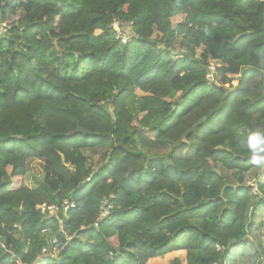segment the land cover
Returning a JSON list of instances; mask_svg holds the SVG:
<instances>
[{"label": "trees", "instance_id": "obj_1", "mask_svg": "<svg viewBox=\"0 0 264 264\" xmlns=\"http://www.w3.org/2000/svg\"><path fill=\"white\" fill-rule=\"evenodd\" d=\"M1 24L0 264L260 261L264 0H0Z\"/></svg>", "mask_w": 264, "mask_h": 264}, {"label": "rangeland", "instance_id": "obj_2", "mask_svg": "<svg viewBox=\"0 0 264 264\" xmlns=\"http://www.w3.org/2000/svg\"><path fill=\"white\" fill-rule=\"evenodd\" d=\"M100 31H96L95 35H99ZM154 38L159 39V36H157L156 34L154 35ZM182 40V35H177L176 36V41L174 43V51L178 52L181 50L180 48V42ZM191 45L188 46V49L190 48ZM185 52V51H184ZM200 52V50H199ZM213 66V70L216 69L219 64L217 62H212L211 64ZM213 70H210V72H213ZM215 72V70H214ZM231 73L234 75H230L232 79L236 78L235 76H238L239 74V70H232ZM214 75V74H213ZM213 81H210V83ZM214 82L220 84L222 83V78L217 76V78L214 80ZM237 85V81H233L231 83L232 87H235ZM229 85H227L226 87H228ZM101 159H99V157H95L94 158V164H96V162L100 161ZM47 171L45 168V164L44 161L42 160H38V159H33V160H29L27 162V173H26V178H25V185L28 188H38L41 184H43L44 182H48L50 181V179L47 177L46 175ZM260 181L264 182V169L261 172L260 175ZM52 182L55 183V180H52ZM54 185V184H53ZM256 223L260 224V229L258 231H255V233L251 234L250 239H251V246L255 249L256 248V244L257 242H260L262 247H264V208H262L259 213L257 214L255 220ZM50 243V240L48 241ZM252 250L251 248H247ZM248 252V250H247ZM178 257H176L177 255ZM249 254V252H248ZM180 260V264H185V258H184V252H173L170 253L164 257H159V258H154L151 259L147 264H172L174 260L176 259ZM232 261L229 259L227 261L228 264H260V261L257 259L254 263L251 262V260H249L247 257H232ZM243 258V259H242ZM239 260V262H238Z\"/></svg>", "mask_w": 264, "mask_h": 264}, {"label": "built area", "instance_id": "obj_3", "mask_svg": "<svg viewBox=\"0 0 264 264\" xmlns=\"http://www.w3.org/2000/svg\"><path fill=\"white\" fill-rule=\"evenodd\" d=\"M128 27V26H127ZM114 32H115V36L117 39H120L123 43H125L128 40V36L125 34L124 29H122L117 23H114L112 26ZM6 30V25L5 24H1L0 25V34H3ZM210 70H213V66H210ZM215 70V69H214ZM214 70L213 72H210V74L208 75L207 79L208 81H212L213 79V74H214ZM89 181V180H87ZM251 186H253V191H256V187L251 184ZM75 208V205L71 202H69L68 200H65L61 206L58 205H48V204H41L40 206H38V211L47 217H54L57 216L59 212H62L63 214H65L68 210ZM108 215V208H104L102 211V217H106ZM97 226V225H95ZM0 247L3 248L2 243L0 242ZM62 244L56 240L55 238L50 239V243L48 242V246L45 247L42 250V254L44 256L48 255V256H53L54 254H56L60 249H62ZM16 264H22L20 261H16ZM260 264H264V247L262 250V255L260 258Z\"/></svg>", "mask_w": 264, "mask_h": 264}, {"label": "crops", "instance_id": "obj_4", "mask_svg": "<svg viewBox=\"0 0 264 264\" xmlns=\"http://www.w3.org/2000/svg\"><path fill=\"white\" fill-rule=\"evenodd\" d=\"M175 253V252H174ZM177 255V254H176ZM176 257H178V255L176 256ZM184 257H185V253H184ZM152 261V260H151ZM238 262H239V260H238Z\"/></svg>", "mask_w": 264, "mask_h": 264}]
</instances>
